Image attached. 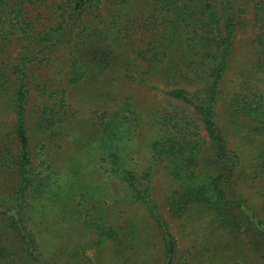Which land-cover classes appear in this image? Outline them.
<instances>
[{
  "label": "rangeland",
  "instance_id": "1",
  "mask_svg": "<svg viewBox=\"0 0 264 264\" xmlns=\"http://www.w3.org/2000/svg\"><path fill=\"white\" fill-rule=\"evenodd\" d=\"M232 2L246 12L234 37L230 66L215 103L214 122L227 149L240 158L232 184L234 196L264 223V170L256 164L264 134L252 131L245 120L234 118L228 109L234 90L240 87L251 84L264 93V79L254 71L257 53L252 40L257 28L252 22L251 4L247 0ZM145 42L138 29L123 42L121 51L134 57ZM15 55L13 52L12 57ZM93 74L81 83L69 84L64 56L58 53L50 65L34 69L30 82L27 130L32 179L22 215L42 263L163 264L159 229L145 207L134 201L125 181L109 171L107 154L117 153L125 170L144 187H150L157 212L176 240V263L263 264L249 243L252 237L220 225L211 211L188 209L173 216L169 210V204L178 197V185L169 175L167 163L154 157L151 143L166 137L172 128L159 125L155 118L173 113L176 120L195 121V133L209 143L192 106L165 95L172 84L148 74L143 64L129 71L122 66ZM59 97L64 99L62 105ZM125 103L131 107H122ZM44 107L60 110L61 119L54 128L45 127L41 117ZM134 110L141 117L138 125L128 112ZM13 127L12 111L0 109V149L3 144L15 148ZM102 159L105 161L100 163ZM4 164L0 161V200L10 197L17 182L13 168ZM94 224L115 236L104 232L100 237ZM15 242V234L0 220L1 245L12 248Z\"/></svg>",
  "mask_w": 264,
  "mask_h": 264
},
{
  "label": "trees",
  "instance_id": "2",
  "mask_svg": "<svg viewBox=\"0 0 264 264\" xmlns=\"http://www.w3.org/2000/svg\"><path fill=\"white\" fill-rule=\"evenodd\" d=\"M247 2L257 28L252 40L257 53L254 71L264 79V0ZM245 12L232 0H0V109L7 108L14 115L12 134L16 144L15 148L3 144L0 161L17 175L10 197L0 200V220L16 237L12 248L0 243V264H43L22 215L32 179L27 107L34 69L47 67L58 53L64 56L67 81L72 85L94 72L100 75L106 69L122 66L129 71L140 64L151 76L163 77L172 84L165 95L192 106L210 141L205 143L197 136L195 121L181 117L176 120L173 113L155 118L159 125L172 128L166 137L151 143L154 157L167 163L169 175L178 185V197L169 204L171 214H184L188 209L211 211L220 225L251 236L249 243L264 264V223L234 196L232 184L240 158L227 149L214 122L215 103ZM128 25L130 30L126 29ZM138 29L146 37L144 48L136 51L134 57L126 56L121 45ZM249 86L234 90L228 109L234 118L245 120L252 131L264 134V93ZM58 101L62 105L63 97ZM122 107L131 106L125 103ZM128 112L134 116L131 121L138 125L140 114L135 110ZM41 117L46 128H54L61 119L60 110L44 107ZM107 157L109 171L125 181L134 201L145 207L159 229L163 264H178L176 240L157 212L150 187H144L125 170L117 153H108ZM256 164L264 170V145ZM209 169L212 173L204 175ZM94 226L102 237L104 227ZM106 232L115 236L110 230Z\"/></svg>",
  "mask_w": 264,
  "mask_h": 264
}]
</instances>
